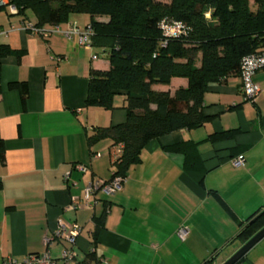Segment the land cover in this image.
Returning a JSON list of instances; mask_svg holds the SVG:
<instances>
[{
    "label": "crops",
    "instance_id": "0c3cea01",
    "mask_svg": "<svg viewBox=\"0 0 264 264\" xmlns=\"http://www.w3.org/2000/svg\"><path fill=\"white\" fill-rule=\"evenodd\" d=\"M5 8L0 46L12 52L0 58V264L8 257L24 263L47 248L55 264H66L71 244L56 238L46 247L44 239L54 237L60 221L81 227L69 264H223L233 257L242 247L241 225L264 209V69L254 77L263 89L255 101L243 96L241 74L213 83L203 98V126L150 142L120 192L99 191L75 209L89 183L113 179L118 148L110 138L91 145L89 137L125 123V96L115 98L114 110L88 107L92 72L111 68L104 49L85 50L50 25L41 26L48 36L23 31L20 16L2 17ZM91 22L75 14L58 26ZM12 83L28 85L25 102ZM188 86L176 77L153 89L174 96ZM183 143L196 149L198 170H187L185 156L168 149ZM240 156L245 166L237 168ZM183 226L190 233L184 241L176 233ZM239 264H264V239Z\"/></svg>",
    "mask_w": 264,
    "mask_h": 264
},
{
    "label": "trees",
    "instance_id": "16d2710c",
    "mask_svg": "<svg viewBox=\"0 0 264 264\" xmlns=\"http://www.w3.org/2000/svg\"><path fill=\"white\" fill-rule=\"evenodd\" d=\"M10 5L17 8L22 22H31L32 10L37 28L58 26L75 14L92 19L93 47L104 49L111 68L92 72L86 104L114 110L120 94L126 103L125 123L97 128L89 137L91 145L106 138L115 147L124 145L114 162L113 179L127 177L150 142L203 126L208 120L203 98L209 86L241 74L248 55L264 53V0H254L256 10L251 0H10ZM101 17L109 22L96 19ZM163 21L182 22L189 32L185 37H167ZM11 52L7 45L0 46V58ZM1 77L0 65V93ZM176 77L189 80V86L174 96L153 89ZM11 88L19 91L23 102L29 97L26 83H12ZM168 149L185 156L187 170L199 169L201 160L193 145ZM262 228L264 209L241 225L237 240L244 246ZM205 264H214V259Z\"/></svg>",
    "mask_w": 264,
    "mask_h": 264
},
{
    "label": "built area",
    "instance_id": "2783aa9c",
    "mask_svg": "<svg viewBox=\"0 0 264 264\" xmlns=\"http://www.w3.org/2000/svg\"><path fill=\"white\" fill-rule=\"evenodd\" d=\"M4 6L9 7L12 15H17L18 11L15 6L10 5V0H0V8ZM22 30L27 32L36 33L39 35L48 36L50 31H47L43 28H37L32 22H22ZM179 25V27H177ZM161 28L163 29L164 33L167 37L170 38H179L185 37L188 32L189 28L184 25L182 22L174 21V22H167L163 21L161 24ZM61 32L64 33L69 39H77L78 43L85 49V50H92V38L94 36V31L91 25L80 28L78 25L71 24L70 27L65 30L61 31L59 26H53L51 32ZM175 31V34H167L169 32ZM8 31H3L0 28V35H5ZM97 57L94 56V59ZM264 69V53L260 54H252L248 55L242 60L241 66V75H242V94L245 97L246 101H255L259 95L262 93V86L255 83L254 77L259 71ZM117 155L123 152L124 145L119 144L117 146ZM100 156V154H98ZM233 165L237 168H241L245 166V158L240 156L235 161H233ZM76 169L81 173L88 171V167L85 165H77ZM127 177H115L111 181H103V180H96L94 182L89 183L86 186L85 190V201L84 202H76L73 200V205L75 209H82L85 205H88L91 201V198L95 197L97 192L103 191L107 195H114L117 192H120L123 189V184L126 181ZM58 230L54 234V237L51 238H44L45 239V246L49 247L55 239H66L70 244L71 248H66L63 254V263L69 264L70 261L76 259V252L73 250L75 247L76 241L81 234V227L78 225H68L63 221L59 222ZM178 237L180 240L184 241L189 236V229L186 226L180 227L177 232ZM55 260L52 258L50 251L48 248L46 252L41 253L39 255H29L24 263H20L18 261H14L11 257L6 258L3 261V264H55Z\"/></svg>",
    "mask_w": 264,
    "mask_h": 264
},
{
    "label": "water",
    "instance_id": "95a60500",
    "mask_svg": "<svg viewBox=\"0 0 264 264\" xmlns=\"http://www.w3.org/2000/svg\"><path fill=\"white\" fill-rule=\"evenodd\" d=\"M263 239H264V228H262V230L256 233L254 237H252L249 241H247V243L244 244V246H242L238 251H236L233 254V257H231L229 260H227L223 264H237L243 258H245L247 253L250 250H252L254 247H256L257 244H259L260 241H262Z\"/></svg>",
    "mask_w": 264,
    "mask_h": 264
},
{
    "label": "rangeland",
    "instance_id": "374dc122",
    "mask_svg": "<svg viewBox=\"0 0 264 264\" xmlns=\"http://www.w3.org/2000/svg\"><path fill=\"white\" fill-rule=\"evenodd\" d=\"M251 6H252V10H256V6H254L253 3L251 4ZM7 8L9 9V7H7ZM8 9L5 8L4 10L8 11ZM10 13H11V11H10V9H9V11L6 12L2 17H3V18H4V17H10V16H9ZM28 15H29L32 19H35L32 10H29V11H28ZM100 55H102V57H106V55H105L104 53L102 54V52L100 53ZM199 66H200V64H199ZM117 96H119V95H117ZM116 98H117V97H116Z\"/></svg>",
    "mask_w": 264,
    "mask_h": 264
},
{
    "label": "clouds",
    "instance_id": "9594fccd",
    "mask_svg": "<svg viewBox=\"0 0 264 264\" xmlns=\"http://www.w3.org/2000/svg\"><path fill=\"white\" fill-rule=\"evenodd\" d=\"M177 27H179V25ZM167 34H175V31L169 32Z\"/></svg>",
    "mask_w": 264,
    "mask_h": 264
}]
</instances>
